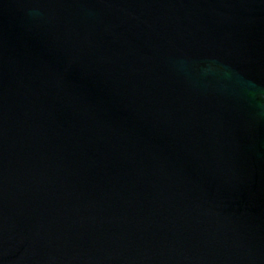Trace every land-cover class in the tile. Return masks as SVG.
<instances>
[{"label": "water", "instance_id": "obj_1", "mask_svg": "<svg viewBox=\"0 0 264 264\" xmlns=\"http://www.w3.org/2000/svg\"><path fill=\"white\" fill-rule=\"evenodd\" d=\"M0 264H264V0H0Z\"/></svg>", "mask_w": 264, "mask_h": 264}]
</instances>
